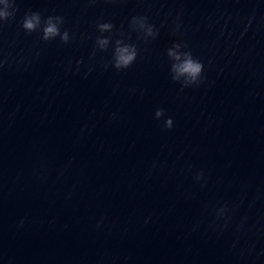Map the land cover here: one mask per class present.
Wrapping results in <instances>:
<instances>
[{
  "label": "water",
  "instance_id": "water-1",
  "mask_svg": "<svg viewBox=\"0 0 264 264\" xmlns=\"http://www.w3.org/2000/svg\"><path fill=\"white\" fill-rule=\"evenodd\" d=\"M0 264H142L1 58Z\"/></svg>",
  "mask_w": 264,
  "mask_h": 264
},
{
  "label": "clouds",
  "instance_id": "clouds-1",
  "mask_svg": "<svg viewBox=\"0 0 264 264\" xmlns=\"http://www.w3.org/2000/svg\"><path fill=\"white\" fill-rule=\"evenodd\" d=\"M0 21H8L13 17L15 12L14 0H0ZM12 8V11H9ZM63 23L61 17H48L43 22L42 28V39L49 41L55 39L57 36L60 37L61 41L67 43L69 36L65 31L61 33L59 25ZM22 28L28 32H35L41 27V16L38 12L26 13L22 22ZM101 31L108 30L112 28L109 23H103L98 25ZM149 34L151 35V28H149ZM99 44L103 47L107 45V39H98ZM181 46L179 44L173 45L167 52V55L173 61L171 63L170 72L172 73V79L175 82L181 83L182 87H188L191 85H198L201 82L202 74L204 71V64L195 58L191 51L179 52ZM186 48L187 45H184ZM136 50L133 46L122 45L120 41H117V47L114 49L113 61L114 67L117 70L128 68L136 59ZM155 119L160 120L165 117V110L158 108L155 111ZM173 127V120L171 117L164 119L163 128L170 130ZM225 209H220L223 213Z\"/></svg>",
  "mask_w": 264,
  "mask_h": 264
}]
</instances>
